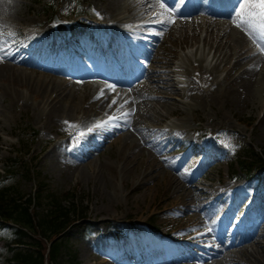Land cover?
Wrapping results in <instances>:
<instances>
[{
	"label": "rangeland",
	"instance_id": "374dc122",
	"mask_svg": "<svg viewBox=\"0 0 264 264\" xmlns=\"http://www.w3.org/2000/svg\"><path fill=\"white\" fill-rule=\"evenodd\" d=\"M111 1L58 0L62 4H67L69 8L70 5L75 8V4L78 3V6L83 10L90 8L94 15L99 12L100 16L96 15V17L101 20L100 22L112 15L109 12L112 7L116 6L117 1L113 3ZM120 1L118 0L119 4L122 3ZM11 3L13 4L5 10L0 9V14H3L0 15V46L3 47L4 41L10 40V29L15 22L19 25L23 24L24 20L26 21L24 25H30L27 22L31 17H37L42 21L45 19V15L40 13L41 5L35 4L34 0H15ZM35 12L39 14L35 15ZM167 42L171 45L170 41ZM15 72L18 73V71ZM235 76L236 73H233L227 79L228 82L233 80L232 90L229 93L215 97L214 101L206 103L204 109L201 105L199 106L200 111L204 110L209 116H212L213 119H210L212 125L223 121L224 126L229 127L231 124L232 128L239 129L238 124L243 123L244 120L250 121L255 111L262 107L264 77L247 92L241 82L235 83ZM45 89L43 85L36 86V82L32 81L30 76L25 73L24 78L18 83L5 79V73L0 74V134L2 135L0 138V161H3L7 156H12L14 148L17 147L15 138H12V143L9 135L15 133L14 128L18 123L23 121L33 126L39 132L38 138L32 144L33 154H39L44 141L49 140L47 149L40 153L37 167L41 170V176L48 184L50 191L64 194L73 189V192L76 191L82 196L83 204L88 207L87 221L84 226L81 224L68 231L70 241L77 252V264H127L131 249L123 246L124 241L121 238H117L115 241L111 240L110 236L106 234V231L111 230L108 227V222L116 220L113 224V228L116 229H121L123 227L121 223L127 219L141 224L139 221L147 218L146 216H149L153 207V214L150 217L154 218L155 224L162 227L169 226L170 220H178L179 214L170 212L162 215L159 205L161 200V204H164L165 208L172 205L179 190L168 186L170 176H164V169H161L160 171L163 173L156 177L154 173H148L144 182L137 183L138 179L134 178L138 174L141 176L145 171H149V167L142 170L140 165H144V162L137 163L131 159V156L140 152L141 158L151 165L154 164V158L148 153L147 147L141 148L137 145L134 136H129V131L120 132L121 137L112 139L114 141L118 138L119 143H108L102 150L91 151L89 146L83 148V144L73 147V143L71 144L69 141L57 142L59 137L64 136L63 132L67 129H62L61 123L55 117L50 116V120L45 121L33 106L34 100L40 99L45 94ZM79 95L80 93H78V97ZM73 104L76 105V103ZM75 105H73L72 115L77 120L75 114L78 108ZM139 115L144 117L142 113ZM139 115H137L138 119ZM138 122L142 121L139 119ZM254 131V142L264 146V116ZM27 133L29 134V132ZM94 137L95 135L90 136V142L94 141V145L96 143L99 146ZM123 141H125V145L122 146L120 142ZM72 147V152L83 150V152L93 155L91 159L83 161L75 167L72 163L78 156H81L82 152L71 156L69 148ZM136 184L137 186L134 188ZM32 187L33 182H30L27 188L31 189ZM184 192H186L184 196L192 195L187 189H183L182 193ZM86 222H90L87 231L91 234L88 236L85 235L87 232H80L84 229ZM154 247L156 246L154 245ZM113 248L118 252V255L114 259L105 256H112ZM257 250L261 252L260 249Z\"/></svg>",
	"mask_w": 264,
	"mask_h": 264
},
{
	"label": "snow or ice",
	"instance_id": "6c2138e0",
	"mask_svg": "<svg viewBox=\"0 0 264 264\" xmlns=\"http://www.w3.org/2000/svg\"><path fill=\"white\" fill-rule=\"evenodd\" d=\"M185 3V0H173V6H169L167 0H155L154 4L148 5L149 8L152 7H159L162 11L161 12H153L152 15L155 16H161L167 13L166 19L155 20L156 23H173L175 20V14L178 11L179 8H181ZM237 5L234 7V10L230 13L232 23L241 28L253 41V43L256 45V49L259 53H264V0H237ZM97 16H100L99 12H96ZM159 34V33H157ZM12 53L5 52L4 47L0 46V60H3L5 55H11ZM255 54V53H253ZM105 86L109 90H114L115 85L111 83L105 82ZM104 94L103 89H101L100 93H98V97L102 96ZM97 97V98H98ZM116 103V99L114 98L112 101V104ZM126 104L127 101H124ZM111 107V105H109ZM129 111L122 112L119 117L112 115L108 116L104 120L97 121L91 126H85L81 128V126L75 124L71 121H64V124L67 125L69 128H75L76 134L72 137L73 139V146L80 143L87 133L93 132L97 128L102 127H114L115 124L113 123L117 119H127L129 115ZM211 135V133H209ZM218 135H226V134H218ZM222 144H224L225 147H231L232 151H235L236 145L232 144L229 145L225 143L224 141H220ZM164 159H167V157H164ZM189 169H185V173L188 172ZM216 223V220L211 219L209 217V223L205 225V230L207 232H212L213 228L211 225H214ZM195 231V229H193ZM196 235L200 236L203 235V233L197 232Z\"/></svg>",
	"mask_w": 264,
	"mask_h": 264
},
{
	"label": "bare ground",
	"instance_id": "6f19581e",
	"mask_svg": "<svg viewBox=\"0 0 264 264\" xmlns=\"http://www.w3.org/2000/svg\"><path fill=\"white\" fill-rule=\"evenodd\" d=\"M115 1H117L116 2V6L117 7H121V8L123 7V6H120V4L118 3V0H112L111 3L115 2ZM129 3H134V4L138 5V8H139V7H143L144 6V3H146V4H148V3L149 4H153L154 3V0H125L124 1V4L125 5L126 4H129ZM164 16H167V13H165ZM120 17H122V16H119L118 19L125 18V16H123L122 18H120ZM121 22H122V20H121ZM210 25H211V23L208 24V26H210ZM216 30L218 31V28ZM217 31L215 32V37L217 38V44H215V52H218V56L220 57L221 60H223V58L226 57V54H227L228 51H231L233 47L236 48L237 41L234 38H229L228 37V40H226L225 42H223V37L224 38H227V37L226 36H221L220 37ZM42 33H43L42 31H39L37 36L41 35ZM212 35H213L212 32L209 33L208 38L205 39V42L207 43V45L208 44H211L210 37H212ZM37 36H35V37H37ZM212 44H214V43H212ZM243 44H244L243 42L241 44H239L237 50L240 51V49L242 48ZM224 45L226 46V51L225 52L222 50V48H223ZM196 54H197V52L194 55H188V54H186V59H188V58L191 59L193 57H196ZM238 56H239V54L237 55V57ZM12 72H14V70L12 69L11 66L8 65V63L5 61V59L0 60V74L5 73V77L8 78L10 81H17L22 76V73L21 72H19L18 74H13ZM241 72H248L247 73L248 76H245V75L241 76V83L244 85V87L248 91L250 89V86L254 82L255 77L252 76V75H253V72H255V70L253 69L252 66L249 67V68L248 67H245L244 68L243 65H242L241 66L240 73ZM257 73H258V71H256L254 74L257 75ZM166 81L168 82L169 80L167 79ZM170 88H171V84H170ZM173 88H174V86H173ZM61 91L64 92L63 89ZM144 91L145 90H143L142 93ZM62 92H60L58 94H55L51 99H50V96H51L50 95L49 96V101L48 102H45L42 107L48 106L52 110H54L53 113H57L59 111L58 109H60V106L59 105L61 103V98L58 95L61 94ZM67 93L68 92L64 93L63 96L66 95ZM100 110H102V108ZM137 179H138V177H137ZM261 236L262 235L255 234V235L249 236L248 239H251V240L255 241L254 243L257 246L261 247V250H262L263 246H260V244H259L260 242L258 240Z\"/></svg>",
	"mask_w": 264,
	"mask_h": 264
},
{
	"label": "trees",
	"instance_id": "16d2710c",
	"mask_svg": "<svg viewBox=\"0 0 264 264\" xmlns=\"http://www.w3.org/2000/svg\"><path fill=\"white\" fill-rule=\"evenodd\" d=\"M11 205V201L7 203ZM15 210L12 211L14 209ZM57 210V211H53ZM10 215L18 220V221H25L27 219V212L25 209H20L18 204L13 203L11 206ZM12 211V212H11ZM52 214V216L47 217L48 214ZM68 211L62 209V206L56 202V208L50 209L47 214H43L39 217V225L42 227L40 230L42 236L46 238H52L54 232H57L59 227L63 224L68 222ZM60 243L53 240L50 244V251L48 254V258L51 260H56V257L59 252ZM35 248H22L21 250H16L15 256L16 259H22V264H44V247H42V243L37 241L34 244Z\"/></svg>",
	"mask_w": 264,
	"mask_h": 264
}]
</instances>
